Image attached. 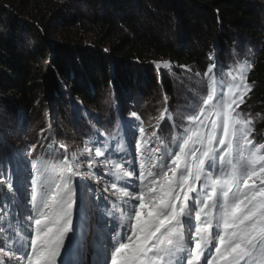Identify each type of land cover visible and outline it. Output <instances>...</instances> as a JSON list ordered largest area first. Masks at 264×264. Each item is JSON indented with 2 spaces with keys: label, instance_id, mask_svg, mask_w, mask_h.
Listing matches in <instances>:
<instances>
[{
  "label": "snow or ice",
  "instance_id": "snow-or-ice-1",
  "mask_svg": "<svg viewBox=\"0 0 264 264\" xmlns=\"http://www.w3.org/2000/svg\"><path fill=\"white\" fill-rule=\"evenodd\" d=\"M206 61L203 72L194 73L207 77L202 104L208 107H200L199 114L217 119H208L206 124L198 114L189 116L204 131H191L178 144L179 151L164 153L159 132L146 130L141 117L132 111L129 119L121 117L115 135L109 133L105 138L99 129L94 130L98 140L94 147H89L91 141L86 142L81 154L87 160V171H81L77 153L65 156L59 164L45 162L43 171L37 161H27L36 173L29 181L35 216L29 213L28 220L34 221V232L27 233L26 247L21 242L14 251H5L0 244V262L58 264L65 239L73 232L77 183L92 179L100 185L106 177L110 183L100 190L102 200L114 209L108 215L113 217L110 230L115 235L96 246L98 256L103 257L101 264H264V155H244V148L255 147L249 138L252 120L237 111L250 91L245 71L252 64L245 59L228 71L234 81L233 71L239 74V83L228 84L224 93L216 91V75L225 65L219 61L215 45ZM154 63L162 72L173 67L168 61ZM179 69L192 74L190 66L179 65ZM137 130L139 140L135 138ZM190 144L193 147L189 148ZM234 150L238 163L232 159ZM225 159L230 171L213 180L211 192L204 187L206 199L201 200L197 183L206 185L212 179L205 167L215 168L217 160L223 166ZM18 171L9 173L7 166H0V176L5 177L0 182V199L19 196L24 184L22 178L20 187L17 185ZM199 204L203 208L195 211L194 223L192 213ZM115 210H119V221Z\"/></svg>",
  "mask_w": 264,
  "mask_h": 264
},
{
  "label": "trees",
  "instance_id": "trees-1",
  "mask_svg": "<svg viewBox=\"0 0 264 264\" xmlns=\"http://www.w3.org/2000/svg\"><path fill=\"white\" fill-rule=\"evenodd\" d=\"M31 1H0L4 137L48 115L57 117L49 126L67 125L72 106L98 109L107 91L142 101L171 94L151 62L204 69L213 45L223 60L245 44L253 49L245 105L261 113L264 131V0H56L37 10Z\"/></svg>",
  "mask_w": 264,
  "mask_h": 264
},
{
  "label": "rangeland",
  "instance_id": "rangeland-1",
  "mask_svg": "<svg viewBox=\"0 0 264 264\" xmlns=\"http://www.w3.org/2000/svg\"><path fill=\"white\" fill-rule=\"evenodd\" d=\"M0 1L14 4V0ZM52 1L56 0H32L29 8L37 10L38 5L42 7L43 4L46 5ZM76 8L80 9L81 4H77ZM69 33L73 36L76 35L72 30H69ZM245 59L252 64L253 49L247 44L237 49L233 48L227 55H224L223 60H219L225 67L218 75L214 73L217 81V92L227 93L228 84L239 83V74L237 72L233 71V75L236 76L235 81L227 73L243 63ZM155 62H159L162 65L164 61ZM171 65L173 67L163 71L172 84L171 94L165 95L163 91L159 90L154 95V98L142 101L140 99L141 96L135 92L133 94L127 93L117 98L107 91L104 95V101L101 102L98 109H84L77 103L72 106L69 125L55 123L50 127L48 122L56 120L57 117L56 115L54 117L48 115L39 121V125H35L37 120L33 118L31 122H26L23 126H19L13 132V136L4 137L0 133V166H7L9 173L13 169H19L16 173V182L18 187H20L21 179L23 178L24 184V187L20 188L19 196L0 199V205H2L0 207V244L3 245L5 251L9 249L14 251L20 246L21 242L26 247L28 241L27 233L29 231L34 232V221L28 220L29 213L35 216L30 207L29 181L36 173L31 169L27 161H37L38 169L43 171L45 162L53 165L59 164L65 156L70 158L73 153H77V159L82 164L81 171H87V160L83 159L81 154L86 142L91 141L92 143H89V147H94V143L98 140L94 130L99 129L105 138H107L109 133L115 135L121 117L126 120L129 119L132 111H136L141 117V122L146 130L150 129L151 131L159 132V135L163 138L159 147L164 153L169 155L174 151H179L178 144L182 143L183 139H186L191 131H204L196 122L190 121L188 117L198 114L201 119H205L202 114H199V108L208 107L202 104L203 98L207 95V77L194 75L196 71L202 73L205 68L190 66L192 68V74H190L187 71H181L179 66ZM151 66L157 73L162 72L155 67L154 62H151ZM248 71L249 69H246L245 75H247ZM245 82L248 83L246 79ZM215 102L216 98L214 97L212 103ZM165 109H168V111H165ZM241 110L244 118L252 120V124L249 125L251 128L249 138L253 140L255 145V147L248 146L244 148V155L246 157L264 155V131H261L258 127L262 118L261 113L257 112L254 107L245 104L237 108V111ZM164 117H167V119H164ZM208 119H217V117L210 116ZM208 119H205L206 124ZM110 121H115V123L110 124ZM42 125L47 126V129L39 132ZM89 125L92 126L91 129ZM9 133L11 132L7 134ZM55 133L57 135H54ZM135 138L139 140L138 130ZM214 146H216L215 142ZM124 147L127 148L126 143ZM188 147L191 148L193 145L190 144ZM216 147L218 149L220 146ZM146 155L151 156L152 154L147 153ZM222 155L224 154L222 153ZM232 159L234 163L239 162L240 158L235 150L232 152ZM145 163H148L147 159ZM167 163L171 164V161L169 160ZM207 163L206 161V165ZM183 166L182 161L180 167L183 168ZM229 171L230 166L227 164V159L223 162V166L217 160L215 168L209 169L205 167V172H209L212 179L208 180L206 185L197 183V187L201 189L200 199H206L203 191L204 187L207 186L208 191L211 192L213 180L223 178ZM4 179V176H0V182ZM256 182L258 184L259 180L257 179ZM107 183H110V181L106 177L101 178L100 185H97L92 179L77 183L76 200L73 206V232L69 233L65 239V247L61 250L58 264H101L103 257L98 256L96 246L110 241L111 237L115 235V232L110 230L113 217L108 215L114 209L110 206V203H105L102 200L103 193L100 190ZM217 187L219 186L217 185ZM240 187L242 189V184ZM201 208H203V205L199 204L192 213L194 223L195 211ZM115 211H117L115 219L119 221L121 219L119 210ZM211 211L213 215L216 214L215 209ZM192 246L194 247V241ZM19 254L17 253V255ZM257 264H260V262L257 261Z\"/></svg>",
  "mask_w": 264,
  "mask_h": 264
}]
</instances>
